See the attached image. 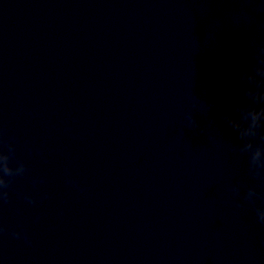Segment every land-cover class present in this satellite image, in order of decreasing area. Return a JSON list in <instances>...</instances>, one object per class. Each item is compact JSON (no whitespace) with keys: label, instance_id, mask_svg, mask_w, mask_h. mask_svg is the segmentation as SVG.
Segmentation results:
<instances>
[{"label":"water","instance_id":"1","mask_svg":"<svg viewBox=\"0 0 264 264\" xmlns=\"http://www.w3.org/2000/svg\"><path fill=\"white\" fill-rule=\"evenodd\" d=\"M261 18L264 0H0V122L44 178L0 213L32 238L0 236V264H264V224L231 191L264 186L221 118L247 102Z\"/></svg>","mask_w":264,"mask_h":264},{"label":"clouds","instance_id":"2","mask_svg":"<svg viewBox=\"0 0 264 264\" xmlns=\"http://www.w3.org/2000/svg\"><path fill=\"white\" fill-rule=\"evenodd\" d=\"M254 35L248 39V50L250 62L242 67L236 78L234 87L241 90L247 102L236 104L231 112H221V118L226 125L238 133L243 141L240 145H232L234 151H238L242 156L248 157V174L259 181L264 186V18L259 19L254 26ZM213 104L198 100L194 107L202 115L212 110ZM187 128L199 130L201 132L214 130V120H209L207 127L201 126V121L197 119L193 111L185 114ZM18 138L10 134L7 125L0 122V213L5 205L13 202V192L17 198L27 201L29 204H36L37 196L25 192L16 186L20 178L28 177L35 188L43 182V177L29 176V166L26 161L17 156ZM31 151V149L29 150ZM67 183L79 186V181L69 176ZM242 189L243 199L237 200L239 206H244L248 202L254 207L256 219L264 224V192L258 191L255 184L241 181L232 186V193L239 197ZM47 196V193L44 194ZM261 202L258 204L257 200ZM17 214L21 209H16ZM39 220V217H36ZM21 225L17 229L9 227L0 220V236L9 233L16 239H23L27 244L32 243L30 233L23 229Z\"/></svg>","mask_w":264,"mask_h":264}]
</instances>
